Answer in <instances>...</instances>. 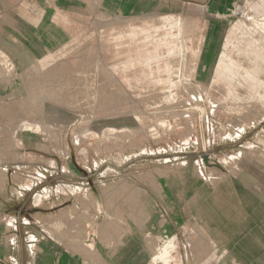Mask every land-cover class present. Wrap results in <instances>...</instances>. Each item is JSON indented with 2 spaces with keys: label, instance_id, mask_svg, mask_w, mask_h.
I'll use <instances>...</instances> for the list:
<instances>
[{
  "label": "rangeland",
  "instance_id": "374dc122",
  "mask_svg": "<svg viewBox=\"0 0 264 264\" xmlns=\"http://www.w3.org/2000/svg\"><path fill=\"white\" fill-rule=\"evenodd\" d=\"M0 264H264V0H1Z\"/></svg>",
  "mask_w": 264,
  "mask_h": 264
},
{
  "label": "crops",
  "instance_id": "0c3cea01",
  "mask_svg": "<svg viewBox=\"0 0 264 264\" xmlns=\"http://www.w3.org/2000/svg\"><path fill=\"white\" fill-rule=\"evenodd\" d=\"M1 1V0H0ZM5 1H8V0H5ZM13 3V0H9V4H12ZM25 4V8L27 9V6H26V4H27V1L26 2H24ZM31 13V12H30ZM33 13V12H32Z\"/></svg>",
  "mask_w": 264,
  "mask_h": 264
},
{
  "label": "bare ground",
  "instance_id": "6f19581e",
  "mask_svg": "<svg viewBox=\"0 0 264 264\" xmlns=\"http://www.w3.org/2000/svg\"><path fill=\"white\" fill-rule=\"evenodd\" d=\"M22 122H24V121H22ZM20 126V125H19ZM158 131V130H157ZM139 213V212H138Z\"/></svg>",
  "mask_w": 264,
  "mask_h": 264
}]
</instances>
